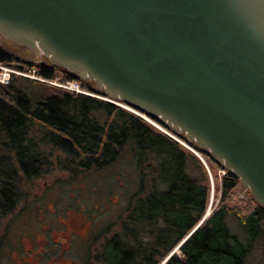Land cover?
Returning a JSON list of instances; mask_svg holds the SVG:
<instances>
[{
  "label": "water",
  "instance_id": "obj_1",
  "mask_svg": "<svg viewBox=\"0 0 264 264\" xmlns=\"http://www.w3.org/2000/svg\"><path fill=\"white\" fill-rule=\"evenodd\" d=\"M0 36L184 137L264 207V0H0Z\"/></svg>",
  "mask_w": 264,
  "mask_h": 264
},
{
  "label": "trees",
  "instance_id": "obj_2",
  "mask_svg": "<svg viewBox=\"0 0 264 264\" xmlns=\"http://www.w3.org/2000/svg\"><path fill=\"white\" fill-rule=\"evenodd\" d=\"M17 61L0 45V64ZM36 74L47 80L65 78L44 70ZM82 86L95 91L93 83L82 81ZM127 154L139 173L138 189L124 214L104 229L102 244L86 264H162L191 233L165 264L245 263L254 240L264 234V207L252 196L235 202L237 177L227 172L221 178L219 204L198 227L208 209L210 187L205 166L195 155L119 106L16 74L7 85L0 83V254L9 237L4 222L53 165L98 172ZM191 159L202 179L189 173ZM230 215L247 228L246 242L230 232Z\"/></svg>",
  "mask_w": 264,
  "mask_h": 264
},
{
  "label": "rangeland",
  "instance_id": "obj_3",
  "mask_svg": "<svg viewBox=\"0 0 264 264\" xmlns=\"http://www.w3.org/2000/svg\"><path fill=\"white\" fill-rule=\"evenodd\" d=\"M0 45L18 57L19 62L15 64H23L24 59L32 63L37 60L31 52V55L26 54L24 47L1 36ZM0 67L2 73L11 75L14 72L30 79H44L35 73L36 67H26L25 70L2 64ZM90 91L99 96L97 99L110 101L106 100L107 97ZM119 107L143 119L160 133L180 139L139 111L126 108L125 105ZM172 139L177 142L175 138ZM180 145L202 162L195 152L183 144ZM186 145L188 146L187 143ZM190 147L206 163L207 167L202 162L210 187L207 212L212 213L219 204L220 181L223 175L220 173L221 169L207 156ZM189 173L196 178H203V173L194 159L189 161ZM138 182L139 173L129 154L98 172L64 171L53 165L49 173L29 187L28 194L23 197L15 214L4 222L8 226L9 237L4 245L5 250L0 254V264H86L88 256L93 255L102 244L104 229L124 214L131 195L138 189ZM250 197V192L241 185L235 190L237 203L248 201ZM226 224L230 232L242 242L248 240L247 228L239 218L227 216ZM177 252L178 249H175L174 253ZM244 264H264V234L254 240Z\"/></svg>",
  "mask_w": 264,
  "mask_h": 264
},
{
  "label": "built area",
  "instance_id": "obj_4",
  "mask_svg": "<svg viewBox=\"0 0 264 264\" xmlns=\"http://www.w3.org/2000/svg\"><path fill=\"white\" fill-rule=\"evenodd\" d=\"M0 70H2V68L0 67ZM36 73V72H35ZM14 74V72H13ZM17 74V73H15ZM24 76V75H21ZM11 79V75L9 73H2L0 72V83L7 85L10 82ZM35 80L44 82V83H49L59 89L62 90H66V91H70L73 92L75 94H82V95H86V96H91L94 97L95 95L92 93V91H88L87 89L83 88L82 83L80 80L78 79H72V78H57L55 80H44L41 78H35ZM97 94V93H96ZM96 98L99 96H95ZM104 98V97H103ZM106 99V98H104ZM109 100V99H106ZM165 132V131H164ZM167 134V133H166ZM170 135V134H168ZM172 138H175L177 140V142H179L180 144H183L184 146H186L187 148H189L190 150H192L193 152L196 153V155L199 156L200 159H202V157L199 155V153H197L196 151H194V149H192L189 145H186V142L176 138L175 136L170 135ZM203 160V159H202ZM204 161V160H203ZM223 176H225L227 174V172L225 170L221 169L220 172Z\"/></svg>",
  "mask_w": 264,
  "mask_h": 264
},
{
  "label": "flooded vegetation",
  "instance_id": "obj_5",
  "mask_svg": "<svg viewBox=\"0 0 264 264\" xmlns=\"http://www.w3.org/2000/svg\"><path fill=\"white\" fill-rule=\"evenodd\" d=\"M23 49L26 51V54L31 55L29 50H27L26 48H23ZM35 59H37V60H35V62H33V63L30 62V61L28 62L27 59H24L23 60V64H15L14 63L13 66L18 68V69H20V70H25L26 67H31V68L36 67L37 68L36 72L43 71V70L44 71H50L52 73L54 72V73H56L58 75L65 76V78H70V77H68L66 75V72H68V71L63 70V69H61L59 67H56V66L52 65L48 60L41 61L40 59H38L36 57H35ZM18 62H19V59H18ZM41 62H42V64H40ZM36 65H39V67H37ZM72 79H75V78H72ZM81 83H82V81H81ZM93 88L95 89V85L94 84H93Z\"/></svg>",
  "mask_w": 264,
  "mask_h": 264
},
{
  "label": "bare ground",
  "instance_id": "obj_6",
  "mask_svg": "<svg viewBox=\"0 0 264 264\" xmlns=\"http://www.w3.org/2000/svg\"><path fill=\"white\" fill-rule=\"evenodd\" d=\"M23 77H26L25 75L23 76ZM27 78H29V77H27ZM78 95H82V94H78ZM126 108H128V107H126ZM155 124V123H154ZM157 126V125H156ZM158 127V126H157ZM161 130H163V128H161V127H159ZM164 131V130H163Z\"/></svg>",
  "mask_w": 264,
  "mask_h": 264
}]
</instances>
